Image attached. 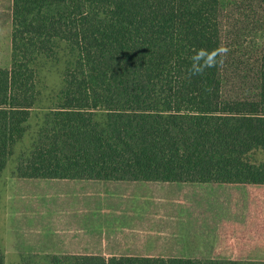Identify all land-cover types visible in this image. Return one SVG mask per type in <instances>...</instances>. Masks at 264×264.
Instances as JSON below:
<instances>
[{
    "label": "trees",
    "instance_id": "obj_1",
    "mask_svg": "<svg viewBox=\"0 0 264 264\" xmlns=\"http://www.w3.org/2000/svg\"><path fill=\"white\" fill-rule=\"evenodd\" d=\"M11 17L0 175L32 111L43 112L17 158L28 195L13 207L55 212L48 181L121 183L174 207L164 218L186 224L191 241L183 255L71 253L50 264H264V0H12ZM221 44L223 64L189 78L193 48ZM55 59L62 86L45 105L38 65Z\"/></svg>",
    "mask_w": 264,
    "mask_h": 264
},
{
    "label": "crops",
    "instance_id": "obj_2",
    "mask_svg": "<svg viewBox=\"0 0 264 264\" xmlns=\"http://www.w3.org/2000/svg\"><path fill=\"white\" fill-rule=\"evenodd\" d=\"M8 4V16L0 13V28L5 19L12 28V0ZM48 182L54 188L51 187L52 195L59 198L55 212L52 207L48 211L14 208L18 198L28 194L19 192L20 182L15 177L12 180L7 223L13 244L7 246L3 242L4 264H10L12 259L15 264H37L42 259L48 263L51 259L47 255L71 253L183 255L191 246L188 226L164 218L174 207L151 205L147 190L132 194L121 183ZM112 184L123 191L106 188ZM16 212L23 217L19 223Z\"/></svg>",
    "mask_w": 264,
    "mask_h": 264
},
{
    "label": "rangeland",
    "instance_id": "obj_3",
    "mask_svg": "<svg viewBox=\"0 0 264 264\" xmlns=\"http://www.w3.org/2000/svg\"><path fill=\"white\" fill-rule=\"evenodd\" d=\"M9 0H0V13L8 16ZM10 22L5 19L0 28V67H6L11 61V46H10ZM231 35V34H230ZM258 40V39H256ZM38 65L39 77L42 84V97L45 105L49 104L50 94H54L62 86V71L63 62L59 60H42ZM43 112L40 109L32 111L28 121L29 130L25 136L14 146L13 154L9 157L5 168L0 175V243L4 250V244L10 246L13 244V235L8 230V213H9V200L12 188V180L14 179L15 166L17 158L22 153H27L30 150L32 138L35 135ZM257 156H260L258 153ZM51 259V255H47ZM46 258V255L44 256ZM41 260V259H40ZM64 263L70 264L72 260L64 259ZM10 264H15L12 259ZM36 264V263H33ZM37 264H50L43 259L38 261Z\"/></svg>",
    "mask_w": 264,
    "mask_h": 264
},
{
    "label": "clouds",
    "instance_id": "obj_4",
    "mask_svg": "<svg viewBox=\"0 0 264 264\" xmlns=\"http://www.w3.org/2000/svg\"><path fill=\"white\" fill-rule=\"evenodd\" d=\"M230 49L226 45H218L214 49L193 48L190 56L191 64L187 69L188 77L203 75L207 69L215 68L223 64L224 58Z\"/></svg>",
    "mask_w": 264,
    "mask_h": 264
}]
</instances>
